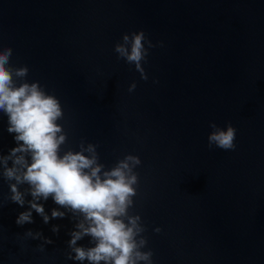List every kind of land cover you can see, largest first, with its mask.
<instances>
[{
	"label": "water",
	"instance_id": "95a60500",
	"mask_svg": "<svg viewBox=\"0 0 264 264\" xmlns=\"http://www.w3.org/2000/svg\"><path fill=\"white\" fill-rule=\"evenodd\" d=\"M141 29L156 45L147 80L114 51ZM0 45L59 98L63 150L93 143L106 168L140 157L129 211L152 264H264V0H0ZM211 121L236 128L234 150L208 147ZM7 128L0 113L5 155L16 146ZM9 195L0 177V264H81L66 255L71 214L44 224L33 212L18 226L28 206ZM28 229L53 243L41 251Z\"/></svg>",
	"mask_w": 264,
	"mask_h": 264
},
{
	"label": "clouds",
	"instance_id": "9594fccd",
	"mask_svg": "<svg viewBox=\"0 0 264 264\" xmlns=\"http://www.w3.org/2000/svg\"><path fill=\"white\" fill-rule=\"evenodd\" d=\"M162 44V42H160ZM156 45L143 29L124 33L114 46L118 59L134 65L143 80L149 50ZM13 49L0 45V113L8 118L7 131L14 134L16 146L5 155L0 152V177L9 184L8 200L24 207L16 217L18 226L33 224V212L44 224L63 219L74 221L67 241V258L83 264H152L153 252L147 247L145 225L139 214H130L139 184L135 169L142 163L138 155L126 154L111 167L100 162L97 145L81 140L79 150L62 149L68 134L58 121L64 117L59 98L39 81L29 82L26 65L11 63ZM136 88L133 81L128 88ZM208 147L228 151L236 148V128L211 121ZM30 196L31 199H26ZM49 198L57 205L49 213L44 203ZM2 207V202H0ZM64 209V211H61ZM51 231L58 234L60 225ZM160 232L159 227L154 229ZM25 237L52 244L42 231L28 229ZM89 246L79 244L85 238Z\"/></svg>",
	"mask_w": 264,
	"mask_h": 264
}]
</instances>
